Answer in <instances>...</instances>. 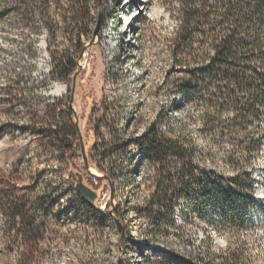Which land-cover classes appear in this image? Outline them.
I'll return each instance as SVG.
<instances>
[{
    "label": "rangeland",
    "instance_id": "374dc122",
    "mask_svg": "<svg viewBox=\"0 0 264 264\" xmlns=\"http://www.w3.org/2000/svg\"><path fill=\"white\" fill-rule=\"evenodd\" d=\"M165 1L0 0V264H264V104L245 124L233 109H210L218 122L207 136V109L172 89L183 67L171 71ZM68 58L76 69L66 81L57 67ZM54 84L67 86L62 98ZM232 125L251 133L240 150L217 137ZM59 129L79 143L94 207L71 182ZM154 131L193 152L196 179L159 205L140 147ZM30 215L40 224L31 236L21 223Z\"/></svg>",
    "mask_w": 264,
    "mask_h": 264
},
{
    "label": "trees",
    "instance_id": "16d2710c",
    "mask_svg": "<svg viewBox=\"0 0 264 264\" xmlns=\"http://www.w3.org/2000/svg\"><path fill=\"white\" fill-rule=\"evenodd\" d=\"M165 2L175 24L167 47L171 71L183 67L182 77L172 84L173 91L184 93L192 104L207 109L202 115L203 130L207 136L216 135L214 130L218 122L210 114V109L219 112L233 109L236 114L243 115L235 121L238 124L247 123L249 116L255 114L253 109L261 108L264 104V0ZM79 46L78 41L75 48ZM57 69L60 77L69 81L76 69L75 61L68 58ZM238 126L242 128L241 125L222 127L221 132L217 133L219 142L229 139L237 145L236 150H240L241 141L251 133L247 134L244 128L240 129L245 131L242 135L231 131L234 128L239 130ZM52 134L59 139L65 160L72 168L71 182L76 187L78 178L82 176L79 173L82 167L78 164L79 143L75 137L68 139L67 132L62 134L60 129ZM140 147L155 168L152 202L162 204L173 195L175 186H186L188 182L196 180L190 161L193 152L182 144L180 138H160L154 131ZM230 159L233 160L232 155ZM174 162L179 163V168L174 166ZM227 182L240 188L238 179ZM197 197L198 204L205 206L206 193L202 192ZM218 201V207L223 208V200ZM173 209L171 206L170 215ZM17 210L19 207L14 206L12 211L15 214ZM139 211L141 215L146 214L141 209ZM27 219L25 229L31 236L39 231L40 226L34 222V217L28 216ZM193 264L211 263L196 259Z\"/></svg>",
    "mask_w": 264,
    "mask_h": 264
},
{
    "label": "water",
    "instance_id": "95a60500",
    "mask_svg": "<svg viewBox=\"0 0 264 264\" xmlns=\"http://www.w3.org/2000/svg\"><path fill=\"white\" fill-rule=\"evenodd\" d=\"M98 32V27L95 29L94 33H93V37L97 34ZM80 144H81V152H82V159L84 162V166L87 170V173L91 176H95L92 173H90V171L88 170V162H87V157L85 155V151H84V146L83 143L80 139ZM77 193L81 196V198L91 207H94V200L96 198V194L87 186H85L82 183V178L79 177L76 183V187H75Z\"/></svg>",
    "mask_w": 264,
    "mask_h": 264
},
{
    "label": "bare ground",
    "instance_id": "6f19581e",
    "mask_svg": "<svg viewBox=\"0 0 264 264\" xmlns=\"http://www.w3.org/2000/svg\"><path fill=\"white\" fill-rule=\"evenodd\" d=\"M46 61V60H45ZM45 63V62H44ZM45 65V64H44ZM47 77V76H46ZM48 79V78H47ZM53 81V80H52ZM53 91H51V96L53 97V98H61V92H63V88L62 87H60V85H56V84H54L53 85ZM101 212L102 213H107V210L106 209H101Z\"/></svg>",
    "mask_w": 264,
    "mask_h": 264
},
{
    "label": "flooded vegetation",
    "instance_id": "af4514ba",
    "mask_svg": "<svg viewBox=\"0 0 264 264\" xmlns=\"http://www.w3.org/2000/svg\"><path fill=\"white\" fill-rule=\"evenodd\" d=\"M56 205H57L56 203H52L50 208L53 210V209H54V206H56ZM45 207H46V209H45V211H43L42 214H43L44 216L51 214V211H49V207H48V205H46ZM24 210H26V209L23 208V209H22V212H23ZM40 210H42V206L40 207ZM30 216L32 217V215H30ZM34 219H35V218H34ZM27 221H28L27 217H25V218L22 217L21 223H24V226L27 224ZM34 222L40 226V224L37 223V222H38L37 219H35Z\"/></svg>",
    "mask_w": 264,
    "mask_h": 264
},
{
    "label": "built area",
    "instance_id": "2783aa9c",
    "mask_svg": "<svg viewBox=\"0 0 264 264\" xmlns=\"http://www.w3.org/2000/svg\"><path fill=\"white\" fill-rule=\"evenodd\" d=\"M60 87L64 89L63 92H61V98H62L67 93V86L60 85ZM56 99H59V98H56Z\"/></svg>",
    "mask_w": 264,
    "mask_h": 264
}]
</instances>
